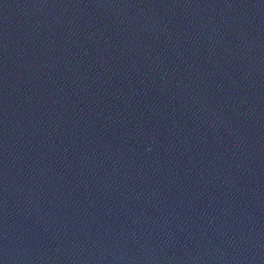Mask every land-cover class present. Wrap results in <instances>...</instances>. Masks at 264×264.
Wrapping results in <instances>:
<instances>
[{"label": "water", "instance_id": "95a60500", "mask_svg": "<svg viewBox=\"0 0 264 264\" xmlns=\"http://www.w3.org/2000/svg\"><path fill=\"white\" fill-rule=\"evenodd\" d=\"M0 264H264V0H0Z\"/></svg>", "mask_w": 264, "mask_h": 264}]
</instances>
